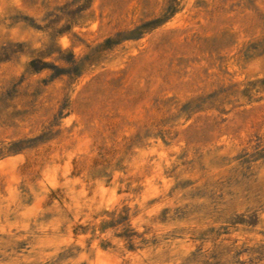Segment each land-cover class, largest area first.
<instances>
[{"label": "rangeland", "instance_id": "374dc122", "mask_svg": "<svg viewBox=\"0 0 264 264\" xmlns=\"http://www.w3.org/2000/svg\"><path fill=\"white\" fill-rule=\"evenodd\" d=\"M0 264H264V0H0Z\"/></svg>", "mask_w": 264, "mask_h": 264}]
</instances>
